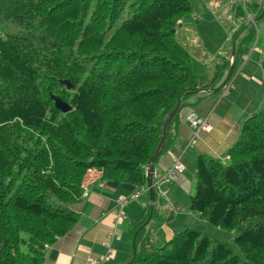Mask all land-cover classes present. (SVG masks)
<instances>
[{
	"label": "trees",
	"instance_id": "trees-1",
	"mask_svg": "<svg viewBox=\"0 0 264 264\" xmlns=\"http://www.w3.org/2000/svg\"><path fill=\"white\" fill-rule=\"evenodd\" d=\"M192 7L191 0H0V264H42L79 220L70 207L88 169L102 180L146 184V164L179 97L187 93L182 107L215 88L230 65L229 54H215L221 62L208 82L210 71L192 69L175 40ZM255 14L261 20L263 6ZM236 57L237 50L230 76ZM261 66L264 75V57ZM167 180L161 188L175 179ZM193 190L191 211L237 230L234 246L187 227L156 248L141 238L155 215L148 204L127 262L264 264V105L245 119L224 160L199 155Z\"/></svg>",
	"mask_w": 264,
	"mask_h": 264
},
{
	"label": "crops",
	"instance_id": "crops-1",
	"mask_svg": "<svg viewBox=\"0 0 264 264\" xmlns=\"http://www.w3.org/2000/svg\"><path fill=\"white\" fill-rule=\"evenodd\" d=\"M205 7L211 11L212 17L222 19L220 22L225 25L227 38L217 47L206 36L200 37L198 43L211 53L209 62L214 60L215 54H229V57L233 44L235 52L237 50L235 69L222 89L216 93L200 92L189 97L171 120L168 146L154 163L155 180L170 168L173 161L171 155L183 163L185 170L164 186L166 190L162 186L166 195L155 194V215L141 231V238H147L156 248L165 245L184 228L193 226L199 229L201 227L196 223H205L189 208L196 160L201 154L224 160L227 150L236 142L245 119L264 105L261 66L264 48L258 47V41H254L259 32L254 31L248 21L238 25L226 23L215 9ZM238 12L239 8L234 10L235 15ZM200 13L202 15V11ZM248 13L255 16V12ZM218 27L220 29L221 26ZM190 113L206 118L210 128L201 130L199 140L188 146L193 135V128L186 122ZM89 173L82 182L87 195L70 207L78 214L79 220L48 247L42 264H123L131 257L132 229L145 220V211L150 204L146 184L102 180L99 173ZM118 212L122 215L119 216ZM136 220L140 221L136 223ZM108 248L112 251L110 255Z\"/></svg>",
	"mask_w": 264,
	"mask_h": 264
},
{
	"label": "rangeland",
	"instance_id": "rangeland-1",
	"mask_svg": "<svg viewBox=\"0 0 264 264\" xmlns=\"http://www.w3.org/2000/svg\"><path fill=\"white\" fill-rule=\"evenodd\" d=\"M191 1L193 5L192 12L190 14L183 16L185 17L184 20L183 18L181 19L180 22L181 26L177 28L175 34V40L180 45H182L189 53L192 61L191 67L195 72H201L203 69L205 72L210 71V75L207 76V82L210 81L211 79V72H212L211 70L214 71V69H216L215 62L218 61V63H220L221 60L220 59L218 60V57L214 56L215 57L214 60L209 62L211 53L206 49H204L203 47H201V44L198 43V40L200 37L203 38L206 36L212 42L214 47H217L219 43H222L227 38V33L225 32V25H222L220 22L222 19L219 18L217 20L216 14H215L216 17H212L211 11L206 10L205 5L211 7L210 9L212 8L215 9V11H217L219 15L224 17L226 23L228 22L229 24L232 25L233 23L234 25H238L241 23L245 24L248 21V23L250 24V26L252 25L254 30H256L257 27V31L259 33L257 39L255 37L254 41H258L257 43L258 47H261L262 49L264 48V16L261 20L258 19V21H256L255 23L256 27L248 19V15H249L248 9L252 10L251 5H253V10H255L254 12H256V10L262 9L263 0H201V2L197 0H191ZM237 8H239V12L237 15H235L234 10L235 9L237 10ZM201 11L203 15V21L201 20L202 19V15L200 13ZM254 15L256 16L255 13ZM219 25L221 26L220 29L218 27ZM227 45L228 43H226L225 47H227ZM206 47L209 50L210 47L207 44ZM232 48H233V44L231 45L230 50H232ZM229 80L230 78L226 82H229ZM263 81H264V75H263ZM203 93L207 94L208 92H203ZM178 112L179 111H177V113ZM191 114L192 113H190L186 119L187 123L189 122V116ZM209 128H204V126H201L199 132L201 130H208ZM197 140H199V134L198 137H195L193 130V135L191 137V140H189L188 142V146L191 145V143L194 144ZM88 173L89 175H91V174L100 173V171L96 170L95 168H92V169H88L85 174ZM83 179H85V176ZM193 191L194 190L192 189L191 193H193ZM81 199H83L82 196L79 197L77 202L80 201ZM204 222H205L204 224H200L199 222L196 223L198 227H201L199 228L201 229V231L211 235L214 238L227 241V243L234 246V238L237 236V230H226L220 227H216L210 224L208 221H204Z\"/></svg>",
	"mask_w": 264,
	"mask_h": 264
},
{
	"label": "water",
	"instance_id": "water-1",
	"mask_svg": "<svg viewBox=\"0 0 264 264\" xmlns=\"http://www.w3.org/2000/svg\"><path fill=\"white\" fill-rule=\"evenodd\" d=\"M263 9H264V0H263ZM256 21H258V18L256 19ZM234 56H235V46L233 45V48H232L231 54H230V65H229V68H228L223 80L215 88L203 89L201 92L216 93L224 86V84L229 79L230 74L232 72L233 64H234ZM59 83L63 84L67 90H70L72 88V85L68 82V80H60ZM186 94L187 93H183L179 97L178 103L175 105V107L166 116V118L163 122L161 135H160L157 147L155 148L154 152L152 153V155L149 158V160L146 164V167H145L146 187H147V191L149 194V203H150L151 207L155 202L154 197H155L156 189H157V180H155L154 163H155L156 159L160 156V153L162 151L163 145H164L165 140H166L167 130H168V127L171 123V120H172L173 116L175 115V113L177 111H179V109L181 107V99ZM55 107L59 108L63 112H67L69 110L68 105L66 103H64L59 97H55ZM127 264H129V262H127Z\"/></svg>",
	"mask_w": 264,
	"mask_h": 264
},
{
	"label": "built area",
	"instance_id": "built-area-1",
	"mask_svg": "<svg viewBox=\"0 0 264 264\" xmlns=\"http://www.w3.org/2000/svg\"><path fill=\"white\" fill-rule=\"evenodd\" d=\"M249 16V19L250 21L253 22V18ZM189 122H190V126L193 128L194 130V136L195 137H198V134H199V129L201 126H204V128H209L210 125L208 124V122L206 121L205 118H202V117H199L197 114L195 113H192L190 116H189ZM184 170V165L183 163L176 157H173V161H172V164L169 168V170L166 172V174L164 173L161 177H159V179L157 180V190H158V193L161 195V196H164L166 191L160 187V185L162 184V182L164 181H168L167 180V177L169 176V178H172V179H176L177 176L179 174L182 173V171ZM87 195V192L86 191H83L81 196L84 197ZM119 216L122 215L121 212H118ZM108 254L110 255L111 254V248H108L107 250Z\"/></svg>",
	"mask_w": 264,
	"mask_h": 264
},
{
	"label": "clouds",
	"instance_id": "clouds-1",
	"mask_svg": "<svg viewBox=\"0 0 264 264\" xmlns=\"http://www.w3.org/2000/svg\"><path fill=\"white\" fill-rule=\"evenodd\" d=\"M253 17V22L255 23L256 22V19L257 18H255V16H252ZM252 21H251V23H253ZM195 114H197V113H195ZM206 119V118H205ZM206 121H207V119H206ZM208 122V121H207ZM208 124H209V122H208ZM210 125V124H209Z\"/></svg>",
	"mask_w": 264,
	"mask_h": 264
},
{
	"label": "bare ground",
	"instance_id": "bare-ground-1",
	"mask_svg": "<svg viewBox=\"0 0 264 264\" xmlns=\"http://www.w3.org/2000/svg\"><path fill=\"white\" fill-rule=\"evenodd\" d=\"M157 163V162H156Z\"/></svg>",
	"mask_w": 264,
	"mask_h": 264
}]
</instances>
